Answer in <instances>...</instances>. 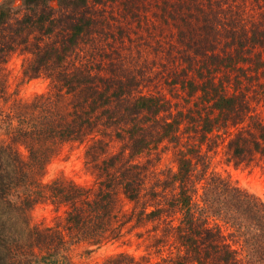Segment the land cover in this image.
Returning a JSON list of instances; mask_svg holds the SVG:
<instances>
[{
    "label": "trees",
    "instance_id": "obj_1",
    "mask_svg": "<svg viewBox=\"0 0 264 264\" xmlns=\"http://www.w3.org/2000/svg\"><path fill=\"white\" fill-rule=\"evenodd\" d=\"M105 1L0 0V74L7 55L33 38L32 72L27 75L44 72L53 88L37 106L41 118L27 121L26 113L19 114L18 120L30 123V128L14 127L13 139H0V203L16 211V223L22 219L27 226L24 237L17 238L6 231V222L0 217V264H80L62 251L71 233L92 244L106 241V218L114 206L120 208L118 190L134 204L143 195L146 174L136 159L165 140H177L182 123L198 122L200 144L215 130H225L227 149L240 162L257 154L264 158V119L261 112H253L242 80L258 86L257 95L264 100V16L260 21L244 20L236 0L172 3L176 35L188 53L182 79L175 72L170 85L180 83L188 96L200 100L197 114L192 115L173 112L170 100L161 95L132 96L131 88L124 87V76L114 78L112 90L102 88L94 83L96 75L84 71L83 63L74 65L68 60L90 32L93 19L87 9ZM56 34L59 45L47 44L45 40ZM231 85L233 91H226ZM4 90L0 80V93ZM28 107L34 110L33 103ZM97 113L108 115L110 122L103 124L106 128L117 126L125 131L121 150L113 152L111 139L101 137L103 132L97 126L102 123L94 119ZM117 133L121 132L114 131ZM69 141L89 142L88 160L102 168L99 177L103 183L96 189L86 188L58 177L46 189L38 188L42 184L35 175ZM199 151L180 148L177 168L167 181L175 190L170 211L181 215L170 233L178 245L173 264H264V201L229 178L199 168ZM42 199L68 207L66 233L29 223L26 211ZM163 212L162 208L148 211L145 206L137 217L153 221ZM115 258L113 264L134 260L123 253Z\"/></svg>",
    "mask_w": 264,
    "mask_h": 264
},
{
    "label": "rangeland",
    "instance_id": "obj_2",
    "mask_svg": "<svg viewBox=\"0 0 264 264\" xmlns=\"http://www.w3.org/2000/svg\"><path fill=\"white\" fill-rule=\"evenodd\" d=\"M174 1L107 0L91 5L86 11L93 19L90 32L84 36L68 60L74 65L83 63L84 71L96 75L94 83L102 88L107 86L106 88L112 90L116 86L114 78L124 76V87L131 88L132 96L161 95L170 100L173 112L182 110L184 113L197 114L195 111L200 107L197 104H200V100L196 96H188L187 90L180 83L170 85L175 72L182 79L184 73L181 68L186 65L184 61L188 53L176 35L177 19H174L172 13ZM236 1L244 20L260 21V16H264V0H249V3L246 0ZM254 3L258 5L253 6ZM244 10L247 11L246 15ZM56 36L57 34L48 37L46 43L59 45ZM34 42L30 38L27 45H17L7 55L0 74V80L5 85L4 93H0V139H6L7 142L16 134L14 127L25 130L30 128V123L18 120L19 114L26 113L24 119L27 121L30 117L34 120L42 117L40 107L37 106L41 105L42 96L53 89L50 78L44 72L36 77L27 75L32 72L33 56L30 49L35 46ZM42 44L45 43L42 41ZM126 75L130 78H126ZM189 76H192V72H189ZM242 80L247 96L252 101L253 112H261L264 119V100L257 95L259 87L254 86L248 79ZM233 89L231 85L226 91L232 92ZM30 103L34 104V110L29 109ZM97 115L94 119L102 123L98 124L97 129L103 132L102 136L99 135L104 139H111L110 149L113 152L121 150L125 144V131L117 126L106 128L103 124L110 122L108 115ZM193 123L194 125L182 123L177 131V140H165L136 159L144 167L146 174L141 185L143 195L139 203L134 204L118 190L120 208L114 206L110 216L106 218V241L92 244L77 239L72 232L68 243L62 247L64 254L80 264H113L116 262L115 257L122 253L134 257L131 264H173L178 245L170 233L172 227L179 224L181 215L170 211L171 196L175 190L170 188L167 181L177 168L180 148H198L199 168H205L208 174L229 178L240 188L264 201V158L257 154L248 161L233 159L227 149L228 137L223 133L225 130H215L200 144V126L198 122ZM114 131L121 133L114 135ZM110 132L113 133L108 137ZM230 132L231 130L228 133ZM88 144L89 142L78 141L62 144L40 175H35L42 184L38 183L37 187L41 189L44 186L43 189H46L45 186L55 178L63 177L82 187L98 188L99 182L103 183L99 177L102 168L89 162ZM101 166L104 167V164ZM31 175L34 176L32 172L29 176ZM57 204L49 199H42L28 209L26 214L32 227L51 228L52 231L61 230L66 233L68 230L65 228L64 218L68 207ZM6 206V203H0V217L6 222L4 228L12 232L14 237L20 238L27 226L22 219L16 223L14 219L19 216L16 211L13 212ZM145 206L148 211L162 208L164 212L153 221L139 219L137 215L139 216L140 208Z\"/></svg>",
    "mask_w": 264,
    "mask_h": 264
}]
</instances>
